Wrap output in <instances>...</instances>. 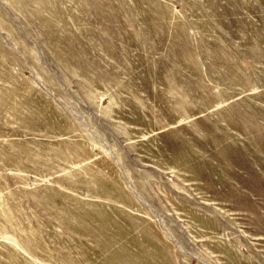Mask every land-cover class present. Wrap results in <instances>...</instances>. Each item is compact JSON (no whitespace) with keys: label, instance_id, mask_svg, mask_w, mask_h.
<instances>
[{"label":"rangeland","instance_id":"1","mask_svg":"<svg viewBox=\"0 0 264 264\" xmlns=\"http://www.w3.org/2000/svg\"><path fill=\"white\" fill-rule=\"evenodd\" d=\"M0 264H264V0H0Z\"/></svg>","mask_w":264,"mask_h":264}]
</instances>
